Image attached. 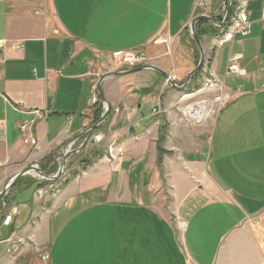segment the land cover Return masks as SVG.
<instances>
[{
    "label": "crops",
    "instance_id": "0c3cea01",
    "mask_svg": "<svg viewBox=\"0 0 264 264\" xmlns=\"http://www.w3.org/2000/svg\"><path fill=\"white\" fill-rule=\"evenodd\" d=\"M201 1L0 0V127L5 130L0 139V192L26 168L38 165L49 172L64 148L81 146L86 135L73 140L95 124L96 110L104 108L96 90L99 79L121 73L110 54L143 51L150 67L181 87L200 58L190 38L191 22L205 12L217 22L223 18L222 0H205L204 7L198 5ZM263 9L264 0H248L249 36L222 47L216 37L224 26H195L204 62L188 91L199 87L209 67L230 94L208 122L211 126L208 119L191 123L176 113L184 94L165 85L158 73L106 78L101 91L110 115L96 129V142L71 156L68 165L78 155L94 152L103 157L73 178L69 174L74 166H68V182L55 198L49 193L36 198L38 182L24 177L18 188L13 186L0 204V264H185L183 240L189 226L172 222L174 212L181 220V189L197 188L206 201L203 210L219 208L223 217L232 204L245 208L248 192L241 188H264ZM19 43L22 47L14 50ZM232 55L239 56L241 74L233 76L228 87L224 72ZM22 125L28 126L36 147L22 142ZM159 134L166 151L162 171L170 178H163L156 165ZM117 141L123 154L108 162L110 146L122 149ZM203 149L209 150L206 157ZM136 154L138 163L133 162ZM142 179L148 191L141 195L135 187L143 186ZM33 186L20 205L24 218L18 220L19 210L11 200ZM173 201L175 208L170 207ZM191 208L193 213V204ZM13 210L16 215L3 226ZM18 239L28 246L11 262L7 250Z\"/></svg>",
    "mask_w": 264,
    "mask_h": 264
},
{
    "label": "rangeland",
    "instance_id": "374dc122",
    "mask_svg": "<svg viewBox=\"0 0 264 264\" xmlns=\"http://www.w3.org/2000/svg\"><path fill=\"white\" fill-rule=\"evenodd\" d=\"M199 73H201V71ZM232 79H233V76L228 77V79L226 80V86L228 87L232 86L230 85L231 81L233 82ZM236 83H239V82L237 81L235 82V84ZM201 86H202V82L200 83L199 87L193 88L192 91L191 90L188 91L187 89L186 91L183 92L184 96L181 99L184 98V100L183 102H179L177 107H175L176 113L181 114L183 116H187L186 113L188 111L189 116L191 117V114H193L194 116L199 114V111L195 110L196 108H201V110L206 109L199 104H201V102L203 101H210V98H208L205 95L198 96L199 93H197L196 91ZM208 105H210L209 102H208ZM206 116H208L207 117L208 121H206L207 124L209 123L211 124L212 120L215 117V114H212V112L208 114V111H206L205 116L202 118L203 121L206 118ZM190 122L192 123V121ZM210 124L209 126H211ZM160 137L161 136L159 134L157 138L156 146H155L157 150V155H158L156 165L158 166L157 167L158 171L160 175H162L163 178H170L169 174H164V172L166 173V171L164 170L162 171L161 163H162V158L164 156L163 153L160 158L161 162H159L160 156H159L158 150L160 149L162 152H166L163 148L161 149L160 147L164 145L165 139H163L162 141ZM122 139L123 138H121V141L124 142L125 139L124 140ZM136 139H139V138H135V139L131 138L130 140L135 141ZM121 141L120 142L117 141V144L120 147H122ZM158 141L160 142L158 143ZM103 142H104L103 143L104 145L105 140ZM203 143L205 146L206 144L205 141ZM103 145H101L102 148H103ZM77 146H76V149L79 148ZM107 146H105V148ZM151 146H154L153 142L151 143ZM174 147L175 146H173V148ZM114 149H115L114 146H110L107 149V152H110V153L114 152ZM201 153L204 154V157H206L209 153V150L203 149ZM90 156L89 155L88 156L78 155L77 157H75L74 163H72L71 165L67 164V167L74 166L75 168V169L72 168L71 173L69 174L72 176V178L75 177V175L79 174L80 172H83L81 171L83 169L82 165H86L88 163L93 164L103 157L101 154L100 158L98 160L94 158L95 159L94 161V159H92ZM138 157L139 155L137 154L133 155V159H134L133 162L138 163V160H139ZM177 157L180 158L181 156L178 154ZM144 164L145 163H143V165ZM55 165L56 166L53 168H55L57 171L58 167L60 166V161H57ZM137 166L140 167V164ZM42 168L43 169L41 168L40 169L46 172L47 169H45V167H42ZM67 169L68 168H66V170ZM72 171L74 172L72 173ZM47 174H49V172H47ZM49 175H53V174H49ZM25 178L28 181H33V182L35 181L36 183L38 182V180L34 177H24V179ZM39 182H41V180H39ZM55 182L56 183L54 186L49 187V193H51V196L54 198L60 194L61 189L63 188L62 186L64 184H67L66 175L63 173L62 177L56 180ZM142 182H143V186L135 187V193H138V190H139V192L142 195L144 191H146V189L148 191V187H145L147 186V182H145L144 179H142L141 184ZM18 185L19 183L16 185L15 188H18ZM34 189L35 188L33 186V187H30L28 190L26 189L24 191L17 192L15 194V199L11 200L13 205L17 206L19 210L18 220H21L22 218H24V212L23 210H21L20 205L27 202V200L31 196V193ZM196 189L197 188L193 189V187H191L189 189L183 188L180 190L181 196L178 199L177 203L180 205V208L182 207L181 213H180L181 220L178 221L176 219L177 216L175 215V212L172 214V218H173L172 222L175 225L179 226V223L182 224L183 223L182 221H186L189 226L187 231H184L185 233H184V240H183L184 246H185V253L183 254V259L185 261V264H188V263L189 264H194V263L195 264H209L215 260H216L215 264H264V188H253L254 190H251L250 188H241L243 189V191L248 192L247 197H246L247 199L245 200V203H243V205H245V208L244 206L243 208H240V206H237L236 208L232 204L231 209H227L225 211V217H223L222 214H220L221 211L219 210V208L213 209V207H210L208 209L203 210L202 206L206 204V201L202 197L201 192L198 190L196 191ZM161 190H164L165 192L167 188L163 186ZM222 190L224 191V189ZM47 191L48 190H46V193ZM9 197L11 198V196ZM159 202H157L158 205H159ZM173 203L174 201L172 203L170 202V207L172 206L173 208H175ZM192 204L194 205L193 213H192V208H191ZM160 206L164 209L166 208L165 205L164 206L160 205ZM251 207H253L254 213L255 212H258V213L253 214V210L252 209L249 210ZM31 220L28 222L29 224H31ZM217 239H218V244H217ZM14 244L17 249L15 253H14V250H15ZM237 245H239L241 249H238ZM26 246H28V244H27V241H25L24 239H20V240L18 239L16 243H13V247H10L9 250H7L8 255L10 256V259L12 258L11 262H13L14 259L19 256V254L21 253V249ZM35 255L37 256L36 253ZM19 264H21V262H19Z\"/></svg>",
    "mask_w": 264,
    "mask_h": 264
},
{
    "label": "built area",
    "instance_id": "2783aa9c",
    "mask_svg": "<svg viewBox=\"0 0 264 264\" xmlns=\"http://www.w3.org/2000/svg\"><path fill=\"white\" fill-rule=\"evenodd\" d=\"M231 2V7H233V0H222V10L221 12L223 13V18L220 22H222L224 20L226 11L228 9V6ZM248 2V1H247ZM247 2L245 5V14H242L241 16V21H238V26L237 29H235L232 33V35L230 37H228V39H226L224 41V43H221L222 47L225 44H229L232 43L235 38L239 37V38H246L249 36L250 34V21H249V17L247 14ZM207 5V2L205 0L201 1L198 3V5L200 7H204V5ZM201 17H207L209 18L208 14L205 12L204 14L201 15ZM262 17L264 19V9L262 11ZM189 32H190V28H189ZM22 47V44H16L14 45L12 48L14 50H18ZM3 48V44H0V50ZM110 59L113 63V65H115L116 68L120 69V72H126V71H131V70H135L137 68H141V67H148L149 66V60L146 56V54L143 51H119V52H114L112 54H110ZM238 61H239V56L236 55H232L228 58L227 61V66L224 72V79L228 78L230 76H236L241 74V70L238 66ZM170 81L172 82L171 78L169 77V80L165 81V85H169ZM201 95H205L208 98H210V101H203L201 102V106H203L204 108H206L205 110L208 111V114H210L212 112V114H216L217 112H219V110H221L230 100V94L227 93L224 90V84L221 82V79L218 78V76L216 75V73L212 70V77H211V84L210 86H206L205 91L199 93L198 96ZM96 102V100H94V103ZM208 102L210 103V105H208ZM18 106H22V103H18ZM197 106V105H196ZM43 118H46L47 112L43 111L41 112ZM152 114H157V110L153 109L152 110ZM187 115V114H186ZM187 118V120L192 121L194 123L197 124H201L203 122L202 119H198V122L195 121L196 119L194 117H190L189 115L184 116ZM208 116H206V119ZM27 125H22L19 129V136L21 137V139L23 140L24 144L29 145L31 147H36V141L35 139H33V135L29 133V131L27 132ZM4 129L0 127V139L4 138ZM92 142H96L94 140H92ZM91 143V142H90ZM123 153V149H114V153H108V159L106 161L108 162H114L116 161L119 157L122 156ZM66 173V170L64 172V174ZM43 182V181H41ZM58 182V181H57ZM51 184V182H48L45 186L41 187V188H37L34 195L37 198H42L44 196V193H49V185ZM51 195V193H49ZM16 215V210H13V212L11 213V215H7L5 216L4 220H3V226H9V224L11 223V219ZM8 242H10V240H8ZM48 259V256H42V260L46 261Z\"/></svg>",
    "mask_w": 264,
    "mask_h": 264
},
{
    "label": "water",
    "instance_id": "95a60500",
    "mask_svg": "<svg viewBox=\"0 0 264 264\" xmlns=\"http://www.w3.org/2000/svg\"><path fill=\"white\" fill-rule=\"evenodd\" d=\"M231 2L228 6V9L226 11L224 20L220 23L217 22L216 20L212 19V18H207V17H199L196 18L195 20H193L190 24V38L192 40V42L195 44L196 48L198 49L199 52V61L197 66L194 68V70H192V72H190V74L187 76L186 78V82L181 86V87H177L173 82L170 81L169 85L173 88H176L179 92H184L188 89L189 84L191 79L198 74L203 66V62H204V53L202 50V45L201 42L196 34L195 31V26L198 23L201 22H205L208 24H212V25H219L220 27L224 26L230 13H231ZM144 71H153L155 73L160 74L163 78H165L166 80H169V77L160 72L159 70H157L156 68L153 67H141V68H137L135 70H131V71H126V72H121V73H106L103 76H101V78L98 81L97 84V94L99 99L101 100L104 108H103V112L99 118V120L93 124L92 126H90L89 128L85 129L80 135L77 136V138L73 141H77L80 138H82L83 136L86 135L83 143L81 144V146L75 150H71V151H67L66 148L63 149V151H61L60 156H58L57 161H60V166L58 167L57 171L53 174V175H49L47 174V171L44 172L40 169V167L38 165H33L30 166L28 168H26L25 170H23L22 172H20L19 174H17L14 178H12L7 185L5 186V188L0 192V204L4 203L5 201V197L7 196V194L10 192V190L13 188V186L16 185V183L23 177L26 176H30L31 173H35L39 176L40 180L43 182H55L56 180H58L59 178L62 177L63 173L65 172L66 168H67V164H68V159L73 156L76 155L78 153H80L86 146L88 143L92 142L93 138H94V133L96 131V129L104 123V121L109 117L110 112H111V108L109 106V104L107 103V101L105 100L103 93L101 91V84L102 82L109 77H121V76H127V75H132L135 73H139V72H144ZM72 141V142H73ZM71 142V143H72Z\"/></svg>",
    "mask_w": 264,
    "mask_h": 264
},
{
    "label": "bare ground",
    "instance_id": "6f19581e",
    "mask_svg": "<svg viewBox=\"0 0 264 264\" xmlns=\"http://www.w3.org/2000/svg\"><path fill=\"white\" fill-rule=\"evenodd\" d=\"M246 2H247V0H233V8L231 7L232 12L229 15L230 17H228L229 20L227 19L228 22L226 21L224 28L221 31V34L216 37L217 44H219V46H221V43H224V41L232 35L233 31L235 29H237L238 21H241L242 14H245ZM209 70H210V68L208 67V69L204 71V80L202 81V86L196 91L197 93L204 92L206 86H210L212 72H209ZM195 110L199 111V114L195 115V116L193 114H191V117H194L195 119L197 118L196 121L198 122V119H202L205 116L206 110L205 109L201 110V108H196ZM186 114L189 115V112L187 111ZM28 177H34L38 180V182L40 180L39 176L37 177V174H35V173H31L30 176H28ZM55 183L56 182H51L49 187L54 186Z\"/></svg>",
    "mask_w": 264,
    "mask_h": 264
},
{
    "label": "trees",
    "instance_id": "16d2710c",
    "mask_svg": "<svg viewBox=\"0 0 264 264\" xmlns=\"http://www.w3.org/2000/svg\"><path fill=\"white\" fill-rule=\"evenodd\" d=\"M199 74V73H198ZM198 74H196L193 78H195V77H197L198 76ZM102 112H103V110H102V107L100 106L97 110H96V112H95V116H94V123H96L98 120H99V118H100V116H101V114H102ZM160 141H158V143H159ZM159 146V145H158ZM158 153H159V162H161V155H162V153H164V152H162L160 149L158 150ZM92 159H96V160H98L99 158H100V155L98 154V153H94V152H92L91 153V156H90ZM91 159V160H92ZM95 159H94V161H95ZM91 164L92 163H88V164H86V165H82V167H83V169L85 170L86 168H88V167H90L91 166ZM158 167V166H157ZM56 172V169L55 168H52L50 171H49V174H54ZM71 178H72V176H71ZM67 182H68V180H67ZM48 182H38V186H37V188H41V187H43V186H45L46 184H47Z\"/></svg>",
    "mask_w": 264,
    "mask_h": 264
}]
</instances>
